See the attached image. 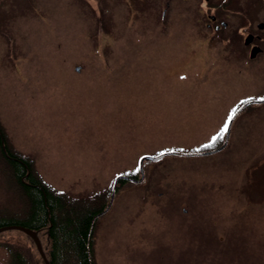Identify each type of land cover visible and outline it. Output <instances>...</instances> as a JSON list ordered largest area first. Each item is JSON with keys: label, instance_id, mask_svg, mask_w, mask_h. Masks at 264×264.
<instances>
[{"label": "rangeland", "instance_id": "rangeland-1", "mask_svg": "<svg viewBox=\"0 0 264 264\" xmlns=\"http://www.w3.org/2000/svg\"><path fill=\"white\" fill-rule=\"evenodd\" d=\"M123 5L0 0L1 124L49 184L108 204L118 174L140 177L143 154L203 150L242 97L261 93L232 54L194 53L149 6ZM261 110L234 120L223 149L145 160L142 182L117 183L94 228L95 264H264ZM15 195L0 169V210L16 211L2 205ZM9 248L45 264L20 229L0 232V264Z\"/></svg>", "mask_w": 264, "mask_h": 264}, {"label": "trees", "instance_id": "trees-1", "mask_svg": "<svg viewBox=\"0 0 264 264\" xmlns=\"http://www.w3.org/2000/svg\"><path fill=\"white\" fill-rule=\"evenodd\" d=\"M0 169L16 194L14 202L2 205L9 210L15 204L17 207L11 212L0 210V227L21 224L37 230L40 236L44 233L49 241L44 250L50 264H95L94 228L107 207V194H70L49 184L37 171L34 160L14 147L1 122ZM8 250L10 264L39 262L38 259L34 262L29 253L17 252L15 248Z\"/></svg>", "mask_w": 264, "mask_h": 264}, {"label": "flooded vegetation", "instance_id": "flooded-vegetation-1", "mask_svg": "<svg viewBox=\"0 0 264 264\" xmlns=\"http://www.w3.org/2000/svg\"><path fill=\"white\" fill-rule=\"evenodd\" d=\"M128 13L138 6H149L155 20L172 23V36L177 30L186 38L192 52L210 53L218 46L222 59L232 54L236 71L261 93L248 94L242 100L251 102L240 109L257 111L264 106V0H122ZM184 17L178 24V18ZM181 38V39H182ZM79 69V68H78ZM239 78H241L239 76ZM244 80V79H242ZM252 116L256 115V112ZM264 114V110L258 114ZM235 118V119H236ZM214 148V147H213ZM209 148V149H213ZM137 178L134 174H128ZM127 178H120L118 184ZM117 184V185H118Z\"/></svg>", "mask_w": 264, "mask_h": 264}, {"label": "water", "instance_id": "water-1", "mask_svg": "<svg viewBox=\"0 0 264 264\" xmlns=\"http://www.w3.org/2000/svg\"><path fill=\"white\" fill-rule=\"evenodd\" d=\"M246 104H248V103H246ZM239 111L237 112V114L239 113ZM237 114L235 115V117L237 116ZM235 117H234V119H235ZM234 119L231 121V123L229 125V131L226 133L225 140H224V142H223L222 145H220V146H218L216 148L210 149V150H200V151L166 150V151H163L165 153L164 155H168V154H178V155H205V154H211V153H214L216 151H219V150L223 149L226 146V144H227V142L229 140L230 132H231V128H232V124H233ZM160 153H162V152H160ZM160 153H157V154H143L139 158V163L138 164H139V170H140V174H141V176L139 178H135V177H132V176H129V175H126V174H120V175H117L115 177L114 184H113V187H112V197H111L110 203L106 207V210L111 206V203L113 201V197H114V194H115L116 185H117L118 180L120 178H127V179H130V180L134 181V182H141V181H143L144 180V176H145L144 175V161L145 160L157 159V158L163 156V155H160ZM9 228H17V229L23 230L29 236H31L33 238V240H34V242H35V244H36V246H37V248H38L41 256L43 257V259L45 261V264H50V262H49V260H48V258L46 256V253L44 251L43 244H42L41 238H40L39 233H38L37 230H34L32 228H29V227L24 226V225H21V224H11V225L1 226L0 227V231H3L5 229H9Z\"/></svg>", "mask_w": 264, "mask_h": 264}, {"label": "snow or ice", "instance_id": "snow-or-ice-1", "mask_svg": "<svg viewBox=\"0 0 264 264\" xmlns=\"http://www.w3.org/2000/svg\"><path fill=\"white\" fill-rule=\"evenodd\" d=\"M262 101H264V97H261L260 98ZM251 102V98L247 101L245 100H242L240 101L239 104H237L234 108L231 109L230 113L228 114L227 116V119L225 120L222 128L220 129V131L217 133L216 136H213L212 139H211V143L209 144H205V145H202L203 148H210L213 146V144H215L217 142V140L219 139H223V136L225 133H227L229 131V125L231 123V121L234 119L235 115L237 114V112L246 104V103H249ZM197 151H199V149H197ZM165 153L162 152L160 153V155H164ZM139 169H137L138 171Z\"/></svg>", "mask_w": 264, "mask_h": 264}]
</instances>
